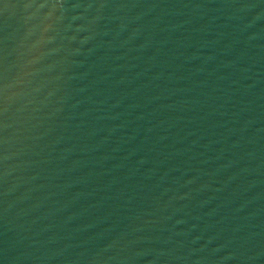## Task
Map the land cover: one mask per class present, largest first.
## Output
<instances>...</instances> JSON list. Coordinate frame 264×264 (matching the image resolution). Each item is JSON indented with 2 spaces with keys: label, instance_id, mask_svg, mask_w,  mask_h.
Instances as JSON below:
<instances>
[{
  "label": "water",
  "instance_id": "water-1",
  "mask_svg": "<svg viewBox=\"0 0 264 264\" xmlns=\"http://www.w3.org/2000/svg\"><path fill=\"white\" fill-rule=\"evenodd\" d=\"M0 264H264V0H0Z\"/></svg>",
  "mask_w": 264,
  "mask_h": 264
}]
</instances>
